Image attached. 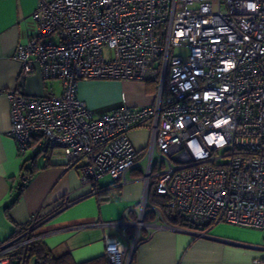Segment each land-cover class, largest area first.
I'll return each instance as SVG.
<instances>
[{"label":"built area","instance_id":"2783aa9c","mask_svg":"<svg viewBox=\"0 0 264 264\" xmlns=\"http://www.w3.org/2000/svg\"><path fill=\"white\" fill-rule=\"evenodd\" d=\"M30 20L28 39L15 47L17 83L38 74L59 80L61 91L8 90L18 153L60 148L93 188L105 175L122 185L130 170L142 171L137 204L88 224L102 228L106 264H132L135 246L154 229H264V0H38ZM88 79L151 81L155 101L96 115L78 96ZM146 123L140 158L128 132ZM151 180L186 228L149 204ZM35 238L0 241V264H13V249Z\"/></svg>","mask_w":264,"mask_h":264},{"label":"crops","instance_id":"0c3cea01","mask_svg":"<svg viewBox=\"0 0 264 264\" xmlns=\"http://www.w3.org/2000/svg\"><path fill=\"white\" fill-rule=\"evenodd\" d=\"M37 4L38 0H0V241L9 239L15 225L42 218L34 224V233L54 254L69 252L76 263L102 259V228L88 224L119 218L125 208L138 203L143 192L140 170H130L122 185L105 175L93 188L81 183L79 164H68L60 148L34 145L20 155L8 134V90L14 87L39 95L48 85L38 74L22 85L17 83L20 63L14 56L15 47L28 39L30 14ZM154 84L128 79L80 80L78 96L91 110L110 113L121 107L153 104ZM49 86L55 92L52 83ZM128 137L142 158L150 139L147 123L132 128ZM29 158L35 159V171L16 200L22 164ZM107 177L110 179L104 181ZM59 206L60 210L46 217ZM105 230L116 233L112 228ZM146 233L135 246L133 264H256L264 259V229L260 228L216 222L208 228L207 236L167 228Z\"/></svg>","mask_w":264,"mask_h":264},{"label":"trees","instance_id":"16d2710c","mask_svg":"<svg viewBox=\"0 0 264 264\" xmlns=\"http://www.w3.org/2000/svg\"><path fill=\"white\" fill-rule=\"evenodd\" d=\"M154 84V83H153ZM155 89L156 85L154 84ZM27 162L29 163L27 165ZM35 159L29 158L25 160L22 164V174L30 177L33 175L35 168ZM46 165H49L46 164ZM45 167V166H44ZM140 175H142V171H138ZM25 184L21 182L18 186V195L16 200L20 197ZM148 202L151 205H154L158 208L159 212L163 220L173 226L186 228L187 224L183 221L181 215L172 209L168 208L165 204L166 198L158 196L155 192V182L151 180L149 189H148ZM62 206L56 207L52 210L46 217H49L60 210ZM45 217V218H46ZM44 219V218H43ZM42 221V218L37 220L35 223L39 224ZM33 221H28L25 224L15 225L14 230L9 237V239L5 240H15V242H20L25 238L35 235L34 233V224ZM32 226L31 230H28ZM14 263L13 264H106L105 255L101 259L89 260L86 262L76 263L69 252H65L60 255H56L52 252L50 248L44 243L41 238H35L27 244L19 245L15 247L11 253ZM133 262V256H132ZM133 264V263H132Z\"/></svg>","mask_w":264,"mask_h":264},{"label":"rangeland","instance_id":"374dc122","mask_svg":"<svg viewBox=\"0 0 264 264\" xmlns=\"http://www.w3.org/2000/svg\"><path fill=\"white\" fill-rule=\"evenodd\" d=\"M105 51H106V48H105ZM180 52H184V50H181ZM50 83H52V85L54 86V90H55V92H56V93H60V91H61L60 82H59L57 79H52V80H49V81H48V85H50ZM92 112H94L96 115L104 114V113H97V112H95V111H93V110H92ZM40 157H41V156H40ZM109 179H110V177H107V179L104 180V181H107V180H109ZM116 219H117V218H116ZM108 220H110V219H108Z\"/></svg>","mask_w":264,"mask_h":264}]
</instances>
